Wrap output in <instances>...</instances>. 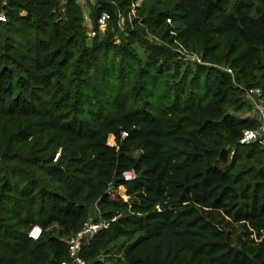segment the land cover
I'll list each match as a JSON object with an SVG mask.
<instances>
[{
  "label": "trees",
  "instance_id": "obj_1",
  "mask_svg": "<svg viewBox=\"0 0 264 264\" xmlns=\"http://www.w3.org/2000/svg\"><path fill=\"white\" fill-rule=\"evenodd\" d=\"M86 1L0 0V264H264V0Z\"/></svg>",
  "mask_w": 264,
  "mask_h": 264
},
{
  "label": "built area",
  "instance_id": "obj_2",
  "mask_svg": "<svg viewBox=\"0 0 264 264\" xmlns=\"http://www.w3.org/2000/svg\"><path fill=\"white\" fill-rule=\"evenodd\" d=\"M135 13L133 9L129 15ZM109 18L108 12H103L98 18L99 28L102 29L106 26L107 20ZM125 23L124 17H121L119 20V25L123 26ZM91 36L96 34V29L92 28L89 31ZM182 58L185 60L198 61L202 62L201 58L195 54L186 53L181 51ZM229 72L233 73L232 69L229 67H224ZM245 95L248 99L249 103L252 106L251 114L257 118V125L254 128H245L243 130L242 137L240 139L241 143L248 142H258L261 146L264 147V93L261 87L252 86L249 88H245ZM136 172L132 169L125 170L122 173V178L126 181L133 180L136 177ZM109 222L107 221H96L94 218H89L88 221L85 222L84 226L71 234L67 238L68 242V250H69V260L63 261L61 264H89L86 262L81 254L82 246L84 243H88L101 229L108 227ZM42 233V228L40 225H35L29 231L28 235L37 239L40 237ZM85 239L86 242H82V239Z\"/></svg>",
  "mask_w": 264,
  "mask_h": 264
},
{
  "label": "rangeland",
  "instance_id": "obj_3",
  "mask_svg": "<svg viewBox=\"0 0 264 264\" xmlns=\"http://www.w3.org/2000/svg\"><path fill=\"white\" fill-rule=\"evenodd\" d=\"M79 1H80V3L82 4V7H83V12H84V16H85L84 20H85L86 24L88 25L89 29H91V27H93V26H92V20H91V16H90V6H89V4L87 3L86 0H79ZM3 16H4V14H2L0 16V18L3 19ZM104 28H102L101 30L103 31ZM250 113L251 112H249L248 114H250ZM111 141L113 142V138H112ZM119 193L122 194L125 199L128 198V196L125 194L126 193V189H125L124 186H120L119 187ZM119 251H120V253H118ZM115 252H116V254L114 255V258L118 259L117 256L122 255L123 249L118 246V249L115 250Z\"/></svg>",
  "mask_w": 264,
  "mask_h": 264
},
{
  "label": "water",
  "instance_id": "obj_4",
  "mask_svg": "<svg viewBox=\"0 0 264 264\" xmlns=\"http://www.w3.org/2000/svg\"><path fill=\"white\" fill-rule=\"evenodd\" d=\"M129 199H130V198H127V200H129ZM82 242H86V240L83 238V239H82Z\"/></svg>",
  "mask_w": 264,
  "mask_h": 264
}]
</instances>
